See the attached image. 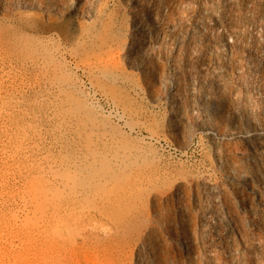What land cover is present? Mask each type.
I'll list each match as a JSON object with an SVG mask.
<instances>
[{
  "label": "rangeland",
  "instance_id": "374dc122",
  "mask_svg": "<svg viewBox=\"0 0 264 264\" xmlns=\"http://www.w3.org/2000/svg\"><path fill=\"white\" fill-rule=\"evenodd\" d=\"M0 264H264V0H0Z\"/></svg>",
  "mask_w": 264,
  "mask_h": 264
}]
</instances>
